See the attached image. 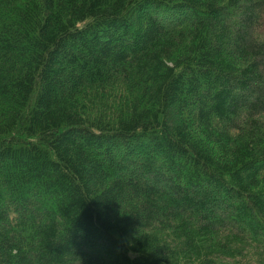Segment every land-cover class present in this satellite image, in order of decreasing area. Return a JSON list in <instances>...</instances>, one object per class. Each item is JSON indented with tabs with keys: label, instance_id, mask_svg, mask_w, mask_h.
<instances>
[{
	"label": "trees",
	"instance_id": "trees-1",
	"mask_svg": "<svg viewBox=\"0 0 264 264\" xmlns=\"http://www.w3.org/2000/svg\"><path fill=\"white\" fill-rule=\"evenodd\" d=\"M0 264H264V0H0Z\"/></svg>",
	"mask_w": 264,
	"mask_h": 264
}]
</instances>
